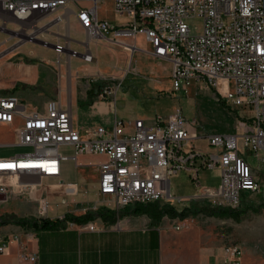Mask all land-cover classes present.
I'll return each mask as SVG.
<instances>
[{
  "label": "built area",
  "instance_id": "2783aa9c",
  "mask_svg": "<svg viewBox=\"0 0 264 264\" xmlns=\"http://www.w3.org/2000/svg\"><path fill=\"white\" fill-rule=\"evenodd\" d=\"M77 1L0 0L1 27L13 24L16 32L32 35L36 29L62 20L61 15L47 20L49 15L59 10L73 12L69 4ZM88 1L91 6H80L76 19L90 38L103 36L128 48L123 40L143 35L153 55L171 61L174 91L203 80L227 107L247 108L253 114L242 122L240 133L203 136L197 121L185 118L179 110L151 119L114 118L109 127L80 131L73 125L69 108L59 101H48L39 109L16 95H2L0 124L19 118L22 124L15 129L16 143L31 150L0 157V165H6L0 167V201L8 195L33 198L42 177L60 176L61 163L75 160L79 154L104 156L97 181L101 200L84 212L105 208L117 213L136 203L172 201L170 177L181 171L188 172L198 187L194 199H207L212 207H237L241 190L258 191L260 184L248 157L264 163V0H112L115 14L127 18L119 25L98 16L97 3L102 0ZM192 16L202 19L197 34L187 24ZM65 47L53 44L57 54ZM84 58L89 60L90 55L84 54ZM102 94L113 96V88H105ZM201 139L207 149L196 147ZM61 147L71 148L72 155L61 154ZM200 169H218L217 188L200 184ZM62 188L64 196L79 192L76 184L62 181ZM36 200L38 214L46 217L49 201L41 196ZM186 225L182 222L174 229L183 230ZM87 229L99 228L88 224ZM1 240L0 236L3 254L8 243ZM241 255L238 245L224 246L225 264H241ZM22 260L36 264L37 256L23 254Z\"/></svg>",
  "mask_w": 264,
  "mask_h": 264
},
{
  "label": "crops",
  "instance_id": "0c3cea01",
  "mask_svg": "<svg viewBox=\"0 0 264 264\" xmlns=\"http://www.w3.org/2000/svg\"><path fill=\"white\" fill-rule=\"evenodd\" d=\"M105 3L113 6L112 0H102L97 3V11L99 5ZM80 6H91V2L88 0L71 2L69 7L73 12L59 10L49 15L47 20L61 15V21L34 31L38 38L50 44L57 42L65 44L66 47L60 54H57L51 46L42 44L28 46V43H33L26 42L8 49L4 55L9 56L19 49L25 53L31 50L41 52L45 48L52 50L58 57L64 54L63 60L68 59L69 65L67 66L62 60L58 62L60 70L58 84L61 87L53 100L69 108L73 125L80 131L99 125L109 127L114 118L124 121L135 118L151 119L152 116L138 112V100L129 90L119 91V88L130 77L132 80L148 78L151 82L149 84L144 81V88L150 86L153 90H163L158 77L164 76L170 83L172 82L171 61L153 55L151 45L143 35L123 40L128 48L114 44L103 36L90 38L76 19V11ZM112 13L107 17H100L98 13V16L118 25L127 19L125 16L115 14L114 11ZM71 50L76 54L71 55ZM81 53L90 55V59H85ZM67 68L68 72L70 70V78L66 76ZM124 70H127V73L122 84L113 88V96H103L102 89L78 88V76L103 72L119 74ZM33 74V77L25 78L30 85L39 82L38 72ZM32 94L27 93L20 98L30 107H38L39 101L43 99L39 96L40 93ZM215 105L216 109L220 108L218 102ZM220 111L224 113L221 108ZM21 124L19 118L10 124H0V157L24 153L13 149L25 147L16 143L15 129ZM6 133H9V137ZM216 133L236 132L216 130ZM103 159L104 156L99 154H79L75 160L69 159L72 168L75 169V173L70 175L63 173V161L60 176L42 177L40 187L32 194L33 198L26 195L18 198L16 203L20 208L24 207L25 203L37 202L38 196L48 201H61L65 207L61 211H55L49 206L46 218L61 220L60 224L53 228L39 229L32 225L13 223L0 225L1 242L8 243L5 253L0 254V264H29L22 260V255L29 253L37 256L36 264H225L224 246L226 245H221L220 242H207L203 235L189 229L187 220L180 222L187 224L183 230H175V220L170 224L168 220L163 218L155 220L148 214L127 213L129 208L123 209L118 216L109 213L101 215L107 210L105 208H100L96 212H84V208L101 200L97 193V181L99 162ZM62 181L76 184L79 192L75 196H64ZM78 196L79 199L75 198ZM8 208L0 204V215ZM77 216L89 217L84 221L72 219ZM88 224H94L99 229L88 230ZM239 247L242 250L241 264H264V246L260 242L249 240Z\"/></svg>",
  "mask_w": 264,
  "mask_h": 264
},
{
  "label": "rangeland",
  "instance_id": "374dc122",
  "mask_svg": "<svg viewBox=\"0 0 264 264\" xmlns=\"http://www.w3.org/2000/svg\"><path fill=\"white\" fill-rule=\"evenodd\" d=\"M112 12L113 6L110 4L99 5L98 13L100 17L111 16ZM1 21L0 55L10 48L30 42L20 40L15 33L5 32L12 30L11 27L15 26L13 24H6V27H1ZM187 24L193 34H197L202 30V19L200 17L192 16L187 18ZM12 31H15V28ZM23 33L20 32V34ZM32 43H28V46L38 44ZM63 59L64 54L58 57L48 48L43 49L41 52L31 50L25 53L22 49H19V51H14L9 56H0V96L13 94L22 97L27 93H33L32 95L40 93L39 96L43 100L39 101L40 105H38V108L42 109L46 102L54 101V97L59 93L61 86L58 84L60 77L58 62L62 60L63 63L65 61L67 66L69 65L68 59L67 61ZM3 67L5 70H3ZM34 72H38L39 82L36 85H30L26 82L25 78H29V76L33 77ZM126 73L127 70L119 74L103 72L96 75L78 76V88L92 87V89L102 90L106 87L117 88L122 84ZM66 76L67 78L71 77L68 68L66 69ZM144 81L149 84L151 82L148 78L132 80L129 77L123 82L119 91L129 90L137 98V110L140 114L152 117H166L179 110L180 114L185 118L197 121L199 125L198 131L203 136L214 133L216 130H234L236 133H240L242 122H248L247 119L253 114L247 108L227 107L222 101L217 99L213 89L203 80L192 81L188 86H182L175 91L172 89V82L170 83L164 76L158 77V81L163 89L161 91L153 90L150 86L149 88H144ZM24 92L26 93L24 94ZM34 101L36 102V100ZM216 102H218V106L224 113L220 111V108L216 109ZM6 134L9 137V133ZM196 147L201 150L207 149L205 141L202 139L197 140ZM13 149L19 150V152H27L31 150V147H14ZM209 149L212 150V147H209ZM59 152L64 156L72 155V150L67 147H61ZM248 162L255 170V179L259 182L260 187L258 191L241 190L240 207H226L235 210L234 213L213 215L210 213L213 207L209 200L195 199L193 201L194 196L199 193L198 187L188 172L181 171L170 177L169 187L174 199L167 202H157L160 208L166 210V213L161 218L168 220L170 224L175 220V225L183 220H187L189 229L200 233L210 243L220 242L221 245L241 246L245 241L257 240V242H260L264 246V163L257 160L254 156H249ZM62 170H64L63 173L66 175L75 173L70 160L63 162ZM198 178L202 186L217 188L220 182V173L218 169H200ZM20 197L11 195V197L7 196L5 200L1 201L0 204L2 206L9 208L0 217L9 218L10 216H15L17 218L28 219L29 221L46 218L38 214V202L36 201L25 203V206L20 208L16 203ZM75 198L79 199V196ZM177 198H183V200L177 201ZM49 206L55 211H61L65 207L63 202L51 200H49ZM122 211L115 212V215H120Z\"/></svg>",
  "mask_w": 264,
  "mask_h": 264
},
{
  "label": "trees",
  "instance_id": "16d2710c",
  "mask_svg": "<svg viewBox=\"0 0 264 264\" xmlns=\"http://www.w3.org/2000/svg\"><path fill=\"white\" fill-rule=\"evenodd\" d=\"M238 208L240 205L237 206ZM166 210L163 208H160L156 202H151L147 204H134L129 209L126 211L127 213H133V214H139V213H146L149 216H151L155 220H159L163 214H165ZM235 210H232V208H226V207H213L210 211L211 214L213 215H225V214H232L234 213ZM106 213L115 214V212L110 211V210H105L104 212L101 213V215H104ZM89 216L86 217H73V220H86ZM61 220L55 219L51 220L48 218H43L40 220H31L29 221L28 219L25 218H17L15 216H10L9 218L6 217H0V225L3 224H8V223H14V224H31L32 226L38 227L39 229H44V228H53L56 227L60 224Z\"/></svg>",
  "mask_w": 264,
  "mask_h": 264
},
{
  "label": "water",
  "instance_id": "95a60500",
  "mask_svg": "<svg viewBox=\"0 0 264 264\" xmlns=\"http://www.w3.org/2000/svg\"><path fill=\"white\" fill-rule=\"evenodd\" d=\"M14 22H15V23H18L17 21H14ZM45 29H47V28H45ZM0 30H1V28H0ZM46 31H47V30H46ZM5 32L15 33V35H16L20 40L30 41V42H35V43L42 44V45H45V46H51V47H53V44H50V43L46 42L45 40H42V39L38 38V37L36 36V34H32V35H30V34H20V32H16V31H12V30L5 31ZM17 46H18V45H17ZM13 48H14V47H13ZM4 54H5V52L1 53L0 56H2V55H4ZM81 55H82V57H84V54H83V53H82ZM167 190H169V187H168Z\"/></svg>",
  "mask_w": 264,
  "mask_h": 264
},
{
  "label": "snow or ice",
  "instance_id": "6c2138e0",
  "mask_svg": "<svg viewBox=\"0 0 264 264\" xmlns=\"http://www.w3.org/2000/svg\"><path fill=\"white\" fill-rule=\"evenodd\" d=\"M0 167H6V165H0Z\"/></svg>",
  "mask_w": 264,
  "mask_h": 264
}]
</instances>
